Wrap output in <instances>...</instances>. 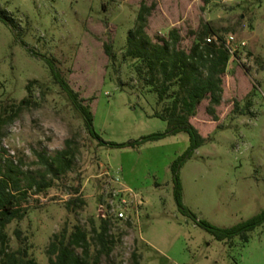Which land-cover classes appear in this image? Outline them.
I'll use <instances>...</instances> for the list:
<instances>
[{
    "label": "rangeland",
    "instance_id": "374dc122",
    "mask_svg": "<svg viewBox=\"0 0 264 264\" xmlns=\"http://www.w3.org/2000/svg\"><path fill=\"white\" fill-rule=\"evenodd\" d=\"M141 3L153 4L145 29L150 38L176 28L179 46L187 50L190 33L208 25L225 39L232 35L246 42L238 59L227 64L214 114L206 113V100L198 109L195 124L210 139L179 177L183 204L199 220L231 227L264 210V0H0L15 22L10 27L0 21V156L39 179L44 158L67 146L75 151L70 170L47 174L50 186L42 193L30 191L29 213L7 227L10 247L48 264L52 236L80 226L94 253L95 231L106 220L111 252L100 264H264V225L250 232L247 243L238 237L226 243L178 211L170 165L187 150L186 133L135 148L98 146L52 79L44 58L55 60L81 98L94 97V129L105 141L163 132L166 122L152 115L165 114L184 90L175 77L159 102L158 66L150 71L141 58L126 55ZM137 40L151 49L142 33ZM104 44L112 47L113 60ZM253 84V104L246 111L244 97ZM25 98L29 103L19 109ZM120 198L129 202L123 209L127 219H117L118 210L113 211L111 202Z\"/></svg>",
    "mask_w": 264,
    "mask_h": 264
},
{
    "label": "trees",
    "instance_id": "16d2710c",
    "mask_svg": "<svg viewBox=\"0 0 264 264\" xmlns=\"http://www.w3.org/2000/svg\"><path fill=\"white\" fill-rule=\"evenodd\" d=\"M153 10V4L148 6L141 3L137 15L138 26L130 30L127 37L126 55L133 58H141L150 71L156 66L162 76V80L155 92L158 101L164 100L168 91L167 83L178 77L179 84L184 90L180 98H175L170 107L165 109V114L155 112L152 117H157L166 122V129L163 132L151 133L141 136L139 139H130L124 143H115L103 140L94 129V116L90 103L94 97L85 100L80 97L68 81L61 75L52 57L44 58L54 83L61 92L66 95L75 111L80 115L87 134L97 141L98 146L111 148H135L148 142L164 139L168 136L186 133L189 139L187 150L177 157L170 165L173 181V199L179 212L191 218L196 226L211 234L217 241L230 243L238 237L243 243H247L250 232L259 226L264 225V210L257 215L242 221L231 227H219L205 220H199L183 204V188L179 177L182 166L193 156L195 151L202 147L209 136H203L195 123L198 109L203 101H208L205 108L207 114H214L215 108L222 102L223 77L226 75L227 64L231 59L228 50L225 48V38L216 34L214 29L208 25L202 26L197 31H192L193 41L187 50L181 49L179 44L181 36L179 30L172 28L167 36L156 35L150 38L146 34L147 17ZM0 21L7 26H14L15 22L9 13L0 8ZM142 33L150 43V50L139 46L138 34ZM215 36L216 41L207 42L203 37ZM104 52L109 60L115 58L112 47L104 44ZM238 59V56L236 57ZM158 64V65H157ZM205 71L203 75L200 70ZM34 82H30L27 90ZM253 84L251 90L244 97V109L249 111L252 106L253 96L256 91ZM29 103L28 98L23 99L18 108ZM233 111H237L238 104L234 102ZM3 120L0 115V121ZM216 118L211 123H216ZM215 126L214 129H217ZM74 150L67 146L65 149L55 152L51 157L43 159L44 171L38 179L34 175L23 171L8 156H0V264H37L29 259L25 252L20 249L12 250L7 233V227L14 221H22L30 211V191L40 194L49 187L46 175L62 174L70 170L74 161ZM78 188L73 189L77 193ZM77 199L70 200L67 204L76 203ZM99 231L96 233L97 250L91 253L92 240L80 226H74L72 231L64 227L59 233L54 234L47 247L48 264H100L103 256L111 252V242L108 236V223L101 220ZM17 239H21L22 233L19 229L14 230ZM94 241V240H93Z\"/></svg>",
    "mask_w": 264,
    "mask_h": 264
},
{
    "label": "built area",
    "instance_id": "2783aa9c",
    "mask_svg": "<svg viewBox=\"0 0 264 264\" xmlns=\"http://www.w3.org/2000/svg\"><path fill=\"white\" fill-rule=\"evenodd\" d=\"M212 40L216 41L217 38L215 36L206 38L207 42H211ZM246 45L245 41H236L232 35L228 36L224 43L225 48L228 50L231 58L233 59H236L240 52L242 53L243 49L246 48ZM128 204L129 202L125 200V198H120L116 202H111V205L114 206L113 211L118 210L115 213L117 219H127L128 216L125 214L123 209L127 207Z\"/></svg>",
    "mask_w": 264,
    "mask_h": 264
}]
</instances>
